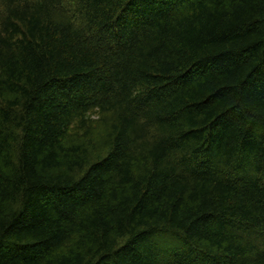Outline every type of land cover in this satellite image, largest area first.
<instances>
[{
	"label": "trees",
	"instance_id": "1",
	"mask_svg": "<svg viewBox=\"0 0 264 264\" xmlns=\"http://www.w3.org/2000/svg\"><path fill=\"white\" fill-rule=\"evenodd\" d=\"M0 264H264V0H0Z\"/></svg>",
	"mask_w": 264,
	"mask_h": 264
}]
</instances>
